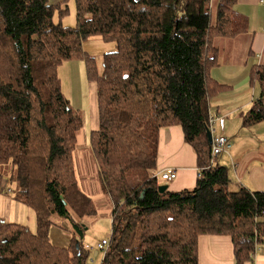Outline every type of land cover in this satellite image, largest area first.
Here are the masks:
<instances>
[{
  "label": "trees",
  "instance_id": "1",
  "mask_svg": "<svg viewBox=\"0 0 264 264\" xmlns=\"http://www.w3.org/2000/svg\"><path fill=\"white\" fill-rule=\"evenodd\" d=\"M74 1L76 25L65 27L55 12L63 16L67 0H0V166L36 219L35 231L0 219V264L86 262L81 219L98 208L79 186L74 154L84 119L59 74L74 59L97 87L89 141L112 216L101 264H199L206 234L231 236L235 264L253 260L264 245V191L233 189L227 166L211 164L208 137L210 98L229 88L210 75L220 63L216 39L248 32L237 0H218L214 15L213 0ZM95 35L116 46L102 68L83 47ZM249 77L261 90L244 114L247 127L264 121V66L253 64ZM171 125L183 128L199 176L192 188L161 192L159 131ZM53 216L71 223L66 246L51 240Z\"/></svg>",
  "mask_w": 264,
  "mask_h": 264
},
{
  "label": "crops",
  "instance_id": "2",
  "mask_svg": "<svg viewBox=\"0 0 264 264\" xmlns=\"http://www.w3.org/2000/svg\"><path fill=\"white\" fill-rule=\"evenodd\" d=\"M51 1L57 2L59 0ZM234 7L248 21V32L242 36L249 39L243 48L236 46L229 48L231 54L238 52L241 54L238 58L230 56L226 59L224 56L218 65L211 68L210 75L231 89H226L227 91H222L211 97L209 110L211 116H224L226 118L225 133L229 138L230 147L218 158V162L229 169L232 188L237 189L240 186H245L253 191H264V121L249 127L243 125L244 114L247 113L254 99L259 95L257 90L253 91L252 94L250 93L251 84L249 83H251V79L249 73L251 66L255 63L264 66V4L261 0H237ZM92 124L90 133L96 128L95 123ZM215 127L219 131L218 122ZM79 142L80 137H78ZM89 149L92 152L91 145ZM170 168L177 170V177L168 182L162 180L161 173ZM2 172L3 169L0 168V186L6 188L8 181L12 182L9 176L7 179L4 178L3 174H8ZM156 175L161 184H167L168 189L172 191L192 188L197 183L199 176L197 154L193 147L186 143L183 128L180 125L162 127L159 131ZM78 182L79 186L88 194L91 192V196L94 191L101 190L100 185L96 182L90 183L83 180L84 185H81L79 178ZM14 193H16V188ZM24 204L16 198L15 194H1L0 216L7 223L24 225L30 230L36 229L35 212L29 207L33 210L32 212ZM9 206L14 209L8 210L7 207ZM107 210L111 214L110 208ZM64 223L65 221L60 220L55 222L52 234L50 233L51 240L57 246H66L70 240V235L64 230V227L70 224ZM261 247L263 249L257 253V256L255 257V253V258L253 257V260L245 264H264V245ZM198 263L235 264L234 244L231 236L200 235Z\"/></svg>",
  "mask_w": 264,
  "mask_h": 264
},
{
  "label": "rangeland",
  "instance_id": "3",
  "mask_svg": "<svg viewBox=\"0 0 264 264\" xmlns=\"http://www.w3.org/2000/svg\"><path fill=\"white\" fill-rule=\"evenodd\" d=\"M218 0H213V15L216 9V5ZM68 10L63 15L60 16L59 12L56 11L55 21L57 23H61L65 27H74L76 25V8H75V1L74 0H67ZM248 37L240 36L236 38H217L216 45L219 46L221 49V56L220 60L224 58L228 59L230 56L239 57L241 54L238 53H230L229 48L231 47H245L248 42ZM83 47L87 50L88 53L94 55L97 58V63L99 67L102 68V56L106 52H110L116 49L114 42H107L101 36L95 35L88 37L85 41H83ZM226 50V52H224ZM59 74L62 80L63 91L66 97L70 100L71 105L78 110V112L82 115L85 126L81 129L78 137H80V142L75 149L74 154V162L77 177L80 179L81 185H84L83 180L91 182H96L99 184V176L97 172V164L98 162L94 158L93 153L90 151V129L92 123H95V127H98V107H97V87L94 82H91L87 78L86 74V67L85 61L81 59H74L71 61H66L59 67ZM251 84L249 89L250 93L252 94L253 91L257 90V94H260V85L259 83ZM254 87V88H253ZM231 88L227 89L230 90ZM226 90V91H227ZM91 118V119H90ZM93 121V122H92ZM220 131V126H219ZM218 131V132H219ZM82 138V141H81ZM221 156V155H220ZM219 156V157H220ZM218 157V158H219ZM0 168H2L0 166ZM5 168V167H4ZM2 168L3 172L8 175H4V178L10 177L9 172H7V168ZM175 169V168H170ZM6 170V171H5ZM176 170V169H175ZM7 176V177H6ZM2 186H0L1 188ZM5 188V187H2ZM6 188H10V192L2 191L1 194H15L14 190L16 188L15 183H10L8 181ZM91 194V192H90ZM92 198L95 200V204L98 208L97 214L94 216H89L81 219L83 224V238H82V245L85 249L88 250V256L86 258L85 264H101L104 252L98 251V243H100L103 239H108L111 236L112 232V216L107 209H111L110 207V200L108 195H105L101 190L94 191L92 194ZM25 205V204H24ZM29 208L28 205H25ZM8 210H13L12 206L7 207ZM32 210L31 208H29ZM33 212V210H32ZM55 222H58L60 219L57 216L52 217ZM76 218V217H75ZM0 219H3L0 216ZM65 221L66 224H70L67 226L71 229L70 233H72V226L71 223L67 220H60ZM64 223V224H65ZM51 227L50 233L52 234L53 228ZM32 228V227H31ZM34 228V226H33ZM35 231V228L32 229ZM75 241L72 242V244ZM74 245V244H73ZM73 247V246H72ZM71 247V249H72ZM263 247H260L256 251L257 253L260 252ZM73 250V249H72ZM254 257V258H255Z\"/></svg>",
  "mask_w": 264,
  "mask_h": 264
},
{
  "label": "built area",
  "instance_id": "4",
  "mask_svg": "<svg viewBox=\"0 0 264 264\" xmlns=\"http://www.w3.org/2000/svg\"><path fill=\"white\" fill-rule=\"evenodd\" d=\"M261 2L264 4V0H261ZM226 118L224 116H210L209 119V129L212 132V147H211V153H212V163H214V161L216 159H218V157L220 155H222L223 153H225L229 147H230V141L228 136L225 133L226 130V123H225ZM219 123L220 126V131L218 132L216 130V123ZM209 166H207L206 168H208ZM161 178L164 181H172L177 177V170L175 169H167L165 172L161 173ZM10 188H0V192L2 191H6V192H10ZM110 244V238L108 239H103L100 243H98V251H103L104 253L107 251L108 247ZM261 247V245H257V249H259Z\"/></svg>",
  "mask_w": 264,
  "mask_h": 264
},
{
  "label": "water",
  "instance_id": "5",
  "mask_svg": "<svg viewBox=\"0 0 264 264\" xmlns=\"http://www.w3.org/2000/svg\"><path fill=\"white\" fill-rule=\"evenodd\" d=\"M208 137H209L210 142H212L213 136H212V132L210 131V129H208ZM167 189H168V185L167 184H162V185L159 186V190L161 192H164Z\"/></svg>",
  "mask_w": 264,
  "mask_h": 264
}]
</instances>
